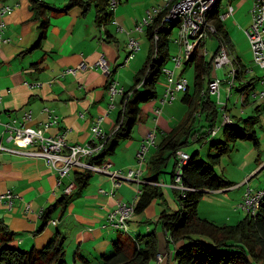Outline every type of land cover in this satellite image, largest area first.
<instances>
[{
	"label": "crops",
	"instance_id": "0c3cea01",
	"mask_svg": "<svg viewBox=\"0 0 264 264\" xmlns=\"http://www.w3.org/2000/svg\"><path fill=\"white\" fill-rule=\"evenodd\" d=\"M43 1L54 9L48 10L45 15V18L49 19V26L42 46L31 48L40 34V20L35 19L30 0H0V23H4L3 36L9 39L0 46V120L6 122L15 118L21 119L24 111L31 110L33 119L27 122V125L38 127L48 119L43 108L49 107L55 111L59 121L51 126L46 135L65 134L68 145L85 144L92 138L93 125L99 118H103L101 127L109 137L115 130L122 108L121 94L116 96L115 106L110 107V83L115 80L119 89H127L133 84L150 47L145 32H136L135 26L150 9L161 4L163 0H119L111 19L102 23H98L94 5L86 11L76 6L65 12L59 9L69 4L70 0ZM228 3L232 4V0ZM5 5L12 6L13 10L2 13ZM235 11L234 7L232 16ZM231 15L224 23L232 17ZM114 20L123 26L124 32L117 29ZM131 37L140 41V48L133 56L129 55L127 48ZM231 44L233 45L232 42ZM101 55L111 64L110 75L91 67ZM82 62L87 66L78 70L75 75L61 74L65 68L76 67ZM169 68L175 70L177 67L172 62ZM189 92H192L191 86ZM224 92V102L228 108L227 100L232 94L228 96L226 90ZM160 94L158 93L156 100L142 105L141 119L134 127L132 136L122 142L116 153L108 158L113 163L114 170L128 171L140 167L143 171L140 181H123L115 188L114 194L103 193L100 189L109 191L113 182L106 174L94 173L82 195L75 199L64 213L56 211L41 229L42 212L63 195L66 186L73 181V173L65 176L59 183L58 173L50 168L44 158L19 152L0 154V193L12 189L22 196V201L16 202L12 210L0 206V222L15 233L16 244L28 250L41 248L59 231L60 235L69 240L66 250L70 251L73 262L76 253L84 254L92 260L97 249L100 253L110 248L116 238L114 233L119 237L124 234L103 226L108 212L116 207L119 200L136 203L142 187L148 185L162 197L154 199L142 213L135 214L129 222V227H132L135 236L155 229L162 250L165 249L167 234L165 235L161 225L149 222L155 221L164 210L172 212L178 208L177 194L180 190L171 186L172 173L170 181L160 173H157L159 181H149V178L155 176L150 160L154 156L167 153L160 150L167 137L175 136L186 141L183 132L185 130L182 131L179 127L185 123L187 115L182 121L174 124L176 117L165 113L166 105L162 106L161 113L157 115L155 109L160 106ZM210 97L215 102L213 96ZM258 104L260 103L257 102ZM209 123V115L202 109L192 115L190 123L186 125V128L191 127L193 130L187 136L189 143H192L188 146L205 145L203 142H197L196 138L208 130ZM152 130L156 132L157 144L149 150L146 161L139 165L136 152ZM2 131L3 126L0 124V137ZM3 143L16 147L13 143ZM248 166L246 161L241 163L244 170ZM262 169L264 155L259 157V161L237 183L227 177L234 183L230 188L206 193L213 195L220 205L228 207L226 215L219 210L204 211L201 202L198 205L199 215L220 225L235 224L243 219L246 212L236 209V206L242 200L245 190L252 186L249 185L251 179ZM25 203L30 205L29 212L25 211ZM126 233L133 236L130 229ZM101 246H104V249L101 250ZM168 250L162 252L165 255L164 261L167 260ZM76 264L83 263L78 258Z\"/></svg>",
	"mask_w": 264,
	"mask_h": 264
},
{
	"label": "trees",
	"instance_id": "16d2710c",
	"mask_svg": "<svg viewBox=\"0 0 264 264\" xmlns=\"http://www.w3.org/2000/svg\"><path fill=\"white\" fill-rule=\"evenodd\" d=\"M30 2L35 19L40 20L38 26L40 34L31 48H38L42 46L48 32L49 19L45 18L46 12L54 8L43 0H30ZM92 5L95 7L98 23L111 19L113 13L108 8L109 0H70L69 4L59 11L66 12L76 6L86 11ZM168 11L166 9L154 17L145 28V36L150 44L148 55L137 71L133 84L123 89L122 108L119 111L115 130L106 138L103 149L90 158V163L100 165L113 156L121 143L132 136L134 127L141 119L142 105L158 97L157 86L164 74L163 68L169 60V36L173 28L179 26V18L167 20ZM219 14L218 5L211 14L216 29L214 35L219 41L218 47L223 43L232 50L229 33ZM236 63L237 75L232 91L236 89L241 95H245L242 104L247 105L255 102L249 101V93L255 90L260 77L246 79L245 65L240 59H236ZM184 64H194L195 67L193 91L189 92L190 85H188L181 97L182 102L188 106L186 121L179 127L182 131L185 130L183 132L186 135V141L175 136L167 137L166 143L160 149L167 153L154 156L150 160L155 176L148 180L159 181L157 173L167 165L168 160L171 157L176 159L177 151L185 145L192 144L189 143L187 136L193 130L191 127L186 128V125L190 123L192 115L198 109L208 113L210 123L207 126L208 130L197 137L196 141L205 143L208 149L205 156H201L200 150L193 151L182 166L181 183L189 189L177 194L178 208L172 212L164 210L155 221L149 222L161 225L165 235L167 234L165 249L162 250L156 230L153 229L136 236L128 234L127 241H122V238L117 236L112 241L111 251H101L94 261L84 254L76 253L73 264H76L78 258L83 264H93V262H96L95 264H150L153 260L156 261L155 264H158L157 255L170 250L172 243L174 244L172 252L168 250L167 260H162L164 262L159 264H264V193L255 213H246L243 219L235 224L220 225L201 217L198 212V205L207 192L230 188L234 185L226 176L216 171V165L222 157L232 150L231 143L247 140L259 148L260 139L255 125L260 122L259 113L264 109V105L260 103L255 106L254 111L257 114L247 118L231 116L230 122L222 124V120L219 121L218 107L211 100L208 91V84L213 73L211 60H206L205 55L197 48ZM217 124L220 125V129L212 134L211 129ZM176 164L177 160L172 171V181L175 178ZM93 174L94 172L87 168L74 170L75 187L69 194L64 192L54 204L42 212L40 229L56 211L64 213L68 206L82 195L89 186ZM260 190L264 191V187ZM158 197H162L160 193L144 185L135 203V214L142 213ZM14 240L15 233L0 222V264H69L66 257L65 237L60 235L59 231L41 248L23 249Z\"/></svg>",
	"mask_w": 264,
	"mask_h": 264
},
{
	"label": "built area",
	"instance_id": "2783aa9c",
	"mask_svg": "<svg viewBox=\"0 0 264 264\" xmlns=\"http://www.w3.org/2000/svg\"><path fill=\"white\" fill-rule=\"evenodd\" d=\"M119 0H109V9L113 12L117 8ZM220 4V0H163L162 4H159L147 12V15L136 24V32H144L148 24H150L154 17L168 9L167 20L171 18H179L178 36L175 38V42L181 46L178 55L173 57L175 67L183 66L184 63L190 58L191 54L197 48L205 45L206 39L216 32L213 20L211 17L212 11ZM13 7L5 5L2 8V13L12 11ZM234 12V6L229 4L225 13H220L219 17L224 21ZM252 22L246 34L249 39L253 61L256 65L263 69V74L259 79L261 83V89L258 91H251L249 93V101H255L264 105V0H254L252 8ZM117 29L124 32L125 29L116 20ZM4 23H0V46L8 42L9 39L3 36ZM127 48L129 55L133 56L138 52L140 48V41L131 37L128 41ZM203 54L204 52L201 51ZM230 57V50L225 44H221L215 51L212 59L211 66L213 73L208 84V91L211 96L216 97V105L222 110L223 118L222 124L230 122L231 116L227 112V104L224 102L223 94L221 92V85L223 80L220 79L216 71L225 66L229 67L227 72L228 79L224 82L228 83L226 92L228 96L232 94V87L235 85V78L237 75V68L234 65ZM231 65V66H229ZM87 65L85 62L80 63L76 67H68L62 71V75L73 74L75 75L78 70L84 69ZM93 68H98L103 71L104 74H111V64L109 60L101 55L94 64ZM249 70L246 69V72ZM163 76H165L164 89L161 97L159 98L160 106L155 109V113L159 115L162 111V106L166 104H172L176 101L181 93L186 92L189 82L187 78L181 76L175 77V70L163 68ZM257 77V76H254ZM110 107H114V100L117 95L122 94L123 88L117 87L116 81L110 83ZM2 95L0 93V100ZM245 95H241V101L243 103ZM253 99V100H251ZM264 110V109H263ZM43 112L47 114L48 119L44 121L40 126L34 127L27 125V122L33 119L32 111L26 110L22 113L21 119H12L6 122L0 120V124L3 126L2 135L0 137V154L2 153H15L19 152L25 155L44 158L47 164L58 173L59 183L65 176H70L77 168H87L94 173H102L110 176L113 187L106 191V189H100L101 192H109L114 194L115 188L120 186L123 181H140L143 171L138 168L129 169L123 171L121 169H113V163L106 159L102 164L90 163V158L93 155L98 154L104 147L105 140L107 138L105 132L101 127L103 118H99L93 125L92 138L85 144L68 145L66 142L65 134L46 135V132L51 128L53 124L58 123V116L55 111L49 107H44ZM220 129V125H216L211 129V133L215 134ZM156 132L152 130L148 132L146 138L139 146L136 152V160L139 165H142L147 157L149 150L156 146ZM13 143L16 147H10L3 143ZM33 148V149H29ZM189 159V154L185 151L179 150L176 153V173L172 187L179 189L180 191L189 189L187 186L181 183L182 166ZM75 187L74 181L67 185L64 189L66 194H69ZM263 190H253L248 187L242 200L236 206V209H240L246 213L254 214L258 208L260 198L262 197ZM139 194V191H138ZM22 201V196L12 189H8L5 192L0 193V206H5L7 209H14L16 202ZM31 210L30 205L25 203V211ZM135 215V203H129L119 200L114 209L108 212L105 218L104 227L114 230L129 231V222ZM56 224V221L53 222ZM164 253L157 255V263L159 264L164 259Z\"/></svg>",
	"mask_w": 264,
	"mask_h": 264
},
{
	"label": "rangeland",
	"instance_id": "374dc122",
	"mask_svg": "<svg viewBox=\"0 0 264 264\" xmlns=\"http://www.w3.org/2000/svg\"><path fill=\"white\" fill-rule=\"evenodd\" d=\"M228 1L229 0H220V5H221L220 12L222 14L225 13L227 10V6L229 4ZM253 2L254 0H232V4L236 9L234 13L235 16L233 14V16L231 15L232 17L230 19L225 21V26L229 32L231 42L233 43L232 50L228 47L230 50L231 60L241 59V62L245 65L244 69L249 70L248 72H245L247 76L246 79L248 80L254 76H261L263 74V69L259 67L258 65H256L253 61V55H252L249 39L246 34V29L249 28L252 22V14L250 12V7L252 8ZM177 36H178V26L173 28L169 36L170 45H169V60L166 63L167 68H169V66L173 62V57L175 55H178L181 49V46L175 42V38H177ZM218 45H219V41L214 34L210 35L206 39L205 45L201 49V51L204 52L206 60L208 61L211 60V58L213 57V53L217 49ZM233 63L237 67L236 61H233ZM228 70H229V67L225 66L216 71L218 77L223 80V84L221 85V92L223 94V99H225L224 91L228 87V83L224 82V80L228 79V74H227ZM181 76H184L185 78H187L189 85L191 86L192 91H193V83H194V77H195L194 64H184L183 66L175 68V77L179 78ZM164 83H165L164 76H162L157 86L158 93H161L159 98L161 97L163 93ZM254 89L255 91H258L261 89V83L259 81L256 84ZM182 95L183 94L181 93L179 98L173 102L175 104L174 106L170 104H166L167 107H165L167 109L165 113H167L168 116L172 117V115H175L176 120L173 121L174 124L182 121L188 113V106L184 104L181 100ZM212 99L216 101L215 96H213ZM227 103H228L227 112L232 117L235 116L237 118L238 117L247 118L251 115L257 114L254 111L255 106H257V102H250L247 105H243L241 101V93L238 92L236 89H233L232 95L228 98ZM218 112H219V121H221L223 118L222 116L223 112L219 107H218ZM259 115H260V122L255 125V129L260 139L259 148H256L251 143V141L238 140L234 143H231L232 150L228 154L224 155L221 161L216 165V171L219 174H224V176L228 177L229 179H232V181L236 183L241 179V177L246 172L250 171L251 168L259 161V157H263L264 155V110L263 109L260 111ZM196 121H197L196 123H198V120ZM207 149H208L207 145L206 146L203 145L200 147V146L193 144L191 146L185 147V149L182 151H185L187 154H192L193 151L200 150L201 156H205ZM174 161H175L174 158L171 157L169 159L167 166L163 167L159 171L160 175H162V177H166L169 181H170L171 173L173 171ZM243 161H246L249 164V166L245 170L241 167V163ZM144 169H146V165H144ZM251 184H252L251 188L253 190H260L264 187V169H262L256 176H254L251 179V182L249 183V185ZM201 206H202V209H204V211L219 210L223 212L225 215L228 213V207L220 205L218 201L214 199V196L210 194H205L204 200L201 201ZM129 229H130L131 234L135 235V233L132 230V227H129ZM114 235L116 237L118 236L117 233H114ZM121 238H122V241H127L129 239L127 233H124L121 236ZM68 241L69 240L65 239L66 246H67ZM19 246L23 248V246L21 245ZM101 247H102L101 250L104 249V246H101ZM173 247H174V244L172 243L170 245L171 252L173 250ZM112 248L113 247L111 243V246L108 249V251H111ZM96 251H97L96 255L93 254V257H92L93 261L95 258L98 257V255H100L99 249H97ZM66 256H67L68 263L73 264V261L71 259L72 255L70 251L66 250ZM95 263L96 262H93V264ZM155 263H156L155 260L150 262V264H155Z\"/></svg>",
	"mask_w": 264,
	"mask_h": 264
}]
</instances>
